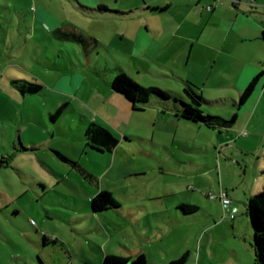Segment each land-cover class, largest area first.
Returning <instances> with one entry per match:
<instances>
[{"label": "rangeland", "instance_id": "374dc122", "mask_svg": "<svg viewBox=\"0 0 264 264\" xmlns=\"http://www.w3.org/2000/svg\"><path fill=\"white\" fill-rule=\"evenodd\" d=\"M49 1L0 0V264H101L107 253L135 256L155 250L160 243L173 252L190 244L193 239L189 227L173 222V215L171 223H163L166 233L159 240V220L153 218L152 225L144 216L133 220L128 207L135 205L136 195L163 193L166 185L171 190L170 200L197 192L212 199L211 189L197 185L193 191L190 188L173 194L183 187L172 169L175 166L169 168L172 161L165 149L148 142L140 147L144 141L133 138L127 144L119 143L111 154L81 139L75 122L85 106L107 122L120 139L127 133L151 140L153 131L158 139L146 108L128 112L122 102L111 99L107 82L120 72L115 67L121 65L140 84L165 89L181 98L186 97L182 79L187 78L184 71L189 69H182L183 75L155 63L153 73H138L125 49L127 40L121 41L118 28L135 32L143 25L148 32L147 17L152 14L131 10L143 6L145 0L111 3L120 7L112 9L126 11L122 17L98 16V11L78 10L71 2ZM186 7L187 3L180 0L161 16L167 30L173 31L169 37H178L172 17ZM74 27L99 36L103 44L92 49L93 42L86 38L61 37V32ZM14 76L43 83L44 89L24 96L12 84ZM194 79L200 80L198 75ZM64 91L71 94V108L54 123L49 116L54 102L65 98ZM225 106L203 105L210 114L221 116ZM146 148L151 154L141 152ZM55 150L81 159L98 173L110 167L112 175L101 177L99 187ZM176 152L182 160L191 158ZM100 189L109 190L124 210L94 211L90 198ZM237 204L240 216L245 217V234L255 256L248 201Z\"/></svg>", "mask_w": 264, "mask_h": 264}, {"label": "crops", "instance_id": "0c3cea01", "mask_svg": "<svg viewBox=\"0 0 264 264\" xmlns=\"http://www.w3.org/2000/svg\"><path fill=\"white\" fill-rule=\"evenodd\" d=\"M119 1L51 0L47 3L71 2L78 10L98 11V14L96 13L98 16L108 14V16L122 17V13L126 11L112 9L120 7L111 4ZM179 1L145 0L143 6L136 4L138 6L131 10L136 13L144 10L153 16L147 17L148 32L142 28L143 25L136 27L135 32L133 29L129 32V28L124 30L120 26L118 35L121 36V41L127 40L124 44L125 49L134 59L133 63L137 66L139 74L145 71L153 73L155 63L182 74L184 71L182 69H189L184 71L187 78L182 80L196 83L193 84L202 92L205 98L204 104L206 106L225 104L226 112L221 113L222 117L230 118L236 113L237 118L230 127L212 128L181 116L180 103L172 99L161 101L152 96L147 104L134 106L122 93L111 87V80L107 82L111 99L122 102L131 113L146 108L149 112L146 114L152 119L160 139H156V131H153L151 140L124 133L121 139L118 137L119 143L127 144L131 139L138 138L141 142L144 141L140 147L148 142L152 147L159 146L165 149L172 161L169 168L175 166L172 169L183 187L173 194L190 188L193 191V187L197 185L208 187L213 193L217 191L216 194L224 189L237 207L239 201H248L251 195L264 187V76L251 97L243 105H239L243 89L256 74L264 71V0H184L187 7L180 10L177 17H172L175 21L174 34L178 37H169L173 31L167 30L169 27H165V19L161 16L172 10ZM102 6L105 9L103 11L100 10ZM209 6L211 9L208 8ZM69 31L92 37L94 39L92 49L103 44L101 39L97 38L99 36L89 32L75 27ZM180 31L182 32L179 33ZM125 35L130 37H123ZM115 69L126 72V68L121 65H117ZM197 75L200 80L194 79ZM16 79L23 78L12 77V84ZM133 79L139 82L138 78ZM43 89L44 84L40 92ZM27 94L35 93L23 95ZM62 94L65 98L54 102L51 114L62 106L64 109L55 121L51 120L54 123L60 122L64 112L71 108L69 100L71 94L65 91ZM204 110L210 113L206 108ZM93 121L111 128L107 122L84 106L78 117H75L81 139L87 140L85 131ZM243 131H246V134H243ZM118 145L107 152L114 154ZM176 149L181 154L190 155L191 158L182 160L184 158L177 154ZM55 152L56 154L60 152L67 159L75 161L74 165L61 158L99 187L101 177L112 175L110 167H104L98 173L91 170L81 159L68 156L59 150ZM141 152L151 154L147 148ZM137 171L144 169L138 168ZM170 191L166 185L163 193L136 195L133 198L135 205L128 207L130 217L134 220L135 217L144 216L151 225L153 218L158 219L160 227L156 238L161 240L166 233L163 223H171L170 218L173 215V222L189 227V235H192L193 241L173 252L160 243L155 250L137 254L144 253L149 264H169L172 259L178 258L186 251L190 253L186 264H255L253 248L245 234V217L240 216L239 210L232 219L224 215V208L219 198L207 199L202 193L191 192L192 194L186 198L177 195L170 200L168 199L172 195ZM182 203L196 205L199 209L194 213L186 214L179 207ZM118 210L123 211L124 206L120 204ZM250 239L252 240V237Z\"/></svg>", "mask_w": 264, "mask_h": 264}, {"label": "trees", "instance_id": "16d2710c", "mask_svg": "<svg viewBox=\"0 0 264 264\" xmlns=\"http://www.w3.org/2000/svg\"><path fill=\"white\" fill-rule=\"evenodd\" d=\"M100 10H105L104 6ZM61 35L66 38H74L82 41L85 38L94 42L92 37H87L82 33L74 31H64ZM264 76V71L256 74L247 86L243 89L240 95L239 105H243L253 94L261 78ZM13 84L23 93H39L43 84L37 81H29L23 79L13 80ZM111 87L122 93L128 98L134 106L139 104H147L152 96L159 98L161 101L174 99L180 103L179 114L184 118L194 122L203 123L208 127L226 128L230 127L236 120L237 114H233L230 118H224L219 115L207 113L203 109L205 98L197 87L188 80H185L184 92L186 97L171 95L167 90L156 86H144L130 77L126 72H118L111 81ZM64 107H60L50 115L52 121H55L63 112ZM88 144L96 148L112 151L119 143V138L109 128L102 123L93 121L85 131ZM58 156L64 160H68L74 165L75 161L67 159L60 152ZM7 159L6 156H2ZM3 166V165H2ZM90 203L94 211L99 212L109 208H118L119 202L114 198L109 190H100L95 196L90 199ZM180 209L186 213L191 214L196 212L199 207L192 204L182 203ZM248 214L253 226V247L255 252V264H264V187L259 192L251 195L248 199ZM189 251L184 252L178 258L172 259L169 264H186L189 259ZM101 264H149L148 258L144 253L136 256H122L116 254H105ZM212 264V263H209Z\"/></svg>", "mask_w": 264, "mask_h": 264}, {"label": "built area", "instance_id": "2783aa9c", "mask_svg": "<svg viewBox=\"0 0 264 264\" xmlns=\"http://www.w3.org/2000/svg\"><path fill=\"white\" fill-rule=\"evenodd\" d=\"M211 9V6L208 7ZM243 134H246V131H243ZM210 197L212 199L219 198L223 208H224V215H228L230 218L234 219L238 213V208L233 204L232 198L229 196L228 192L222 189L217 195L213 192H210Z\"/></svg>", "mask_w": 264, "mask_h": 264}, {"label": "water", "instance_id": "95a60500", "mask_svg": "<svg viewBox=\"0 0 264 264\" xmlns=\"http://www.w3.org/2000/svg\"><path fill=\"white\" fill-rule=\"evenodd\" d=\"M2 163H0V167H1Z\"/></svg>", "mask_w": 264, "mask_h": 264}]
</instances>
